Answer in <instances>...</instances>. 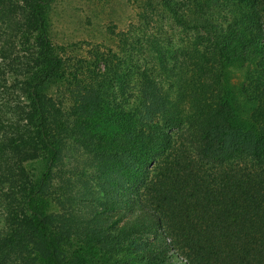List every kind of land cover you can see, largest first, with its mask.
<instances>
[{
  "label": "trees",
  "instance_id": "trees-1",
  "mask_svg": "<svg viewBox=\"0 0 264 264\" xmlns=\"http://www.w3.org/2000/svg\"><path fill=\"white\" fill-rule=\"evenodd\" d=\"M57 1L0 0V155L9 192L27 179L1 259L31 238L32 264H264V0H158L192 39L159 27L82 58L51 41ZM65 143L108 214L61 230L41 198Z\"/></svg>",
  "mask_w": 264,
  "mask_h": 264
},
{
  "label": "rangeland",
  "instance_id": "rangeland-1",
  "mask_svg": "<svg viewBox=\"0 0 264 264\" xmlns=\"http://www.w3.org/2000/svg\"><path fill=\"white\" fill-rule=\"evenodd\" d=\"M157 3L158 0L57 1L50 15L51 41L63 47L68 57L82 58L95 49H128L127 44L123 47L118 40L122 34L127 37H132L133 33L149 36L157 33L159 27L164 29L162 35L167 33L176 46L193 38L192 33L186 34L175 28ZM18 163L13 161L11 169L0 155V230L8 229L12 218H19L20 223L26 220L21 210L13 212L8 208L10 197L16 199L13 201L16 204L25 194L27 179L21 182V178L31 179L33 174L31 164L21 163L24 172L18 171L21 183L18 184V197H15L14 191H8L12 183L9 173L14 174ZM97 169L96 162L79 148L64 144L61 160L53 170L55 181L43 191L41 198L43 209L53 221V226L65 230L67 227L63 222L68 221L70 225L80 227V221L108 214L104 211L105 199L100 198L101 192L95 183V177L98 180ZM86 198L91 200L86 201ZM26 242L18 255L0 257V264H32L35 242L31 238Z\"/></svg>",
  "mask_w": 264,
  "mask_h": 264
}]
</instances>
